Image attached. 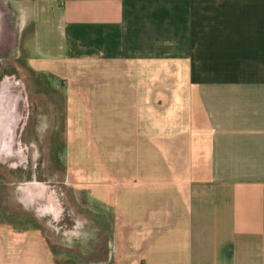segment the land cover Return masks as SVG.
Masks as SVG:
<instances>
[{
  "label": "crops",
  "instance_id": "1",
  "mask_svg": "<svg viewBox=\"0 0 264 264\" xmlns=\"http://www.w3.org/2000/svg\"><path fill=\"white\" fill-rule=\"evenodd\" d=\"M40 2L32 63L95 162L79 224L0 209V264H264V0Z\"/></svg>",
  "mask_w": 264,
  "mask_h": 264
},
{
  "label": "rangeland",
  "instance_id": "2",
  "mask_svg": "<svg viewBox=\"0 0 264 264\" xmlns=\"http://www.w3.org/2000/svg\"><path fill=\"white\" fill-rule=\"evenodd\" d=\"M42 4L40 0H0V86L6 80L7 95L16 99L13 105H0V112L8 113L0 117V135L14 136L13 148L0 140V209L12 212L18 218L16 225L40 222L48 228L60 225L68 215L66 219L77 224L83 220L87 203L83 188L73 192L71 182L80 184L78 170L83 163L94 164L96 140L65 135L63 92H56L52 76L37 71L32 63L31 33L40 22L37 10ZM71 242L79 243L80 238L71 236ZM78 255L73 252L72 264L79 263Z\"/></svg>",
  "mask_w": 264,
  "mask_h": 264
},
{
  "label": "bare ground",
  "instance_id": "3",
  "mask_svg": "<svg viewBox=\"0 0 264 264\" xmlns=\"http://www.w3.org/2000/svg\"><path fill=\"white\" fill-rule=\"evenodd\" d=\"M19 3V2H18ZM20 9V8H19ZM21 11V10H20ZM25 15V14H24ZM28 19V18H27ZM27 19H26V21H27ZM6 83H8L6 80H5V83H2L1 84V86H0V105H13L12 103H15V98H13V97H11V96H8L7 95V91H8V89L10 88V86H9V84H6ZM12 87V86H11ZM14 99V100H13ZM13 100V101H12ZM11 110V109H10ZM3 114H8L7 112H6V110L5 109H3L1 112H0V117H2L3 116ZM15 118H16V116H15ZM15 120H17V119H15ZM40 127V126H39ZM4 127H2V129H3ZM7 128V127H6ZM5 128V129H6ZM10 128V126H8V129ZM9 135H10V133H6V132H4L3 134H1L0 135V140L2 141L3 140V144H4V146L6 147H8L9 145H10V143H12L13 142V138L11 137V139L9 140ZM32 146H34V145H32ZM37 151V150H36ZM37 155V154H36ZM33 157V156H32ZM18 159H19V157H18ZM16 161V160H15ZM13 163V162H12ZM28 182V181H27ZM22 186V185H21ZM24 193V192H23ZM54 194V193H53ZM24 195H25V193H24ZM20 197V196H19ZM56 197V196H55ZM39 199V198H38ZM46 200V199H45ZM44 200V201H45ZM56 200V199H55ZM25 201V200H24ZM44 204V203H43ZM45 205V204H44ZM47 206H49V205H47ZM45 207V206H44ZM49 208V207H48ZM54 208H55V206H54ZM44 209V208H43ZM51 212V211H50ZM54 212H56V210L54 211Z\"/></svg>",
  "mask_w": 264,
  "mask_h": 264
},
{
  "label": "flooded vegetation",
  "instance_id": "4",
  "mask_svg": "<svg viewBox=\"0 0 264 264\" xmlns=\"http://www.w3.org/2000/svg\"><path fill=\"white\" fill-rule=\"evenodd\" d=\"M12 138H14V136H12L11 134L9 135V140ZM14 146V142L10 143V145L8 146V148H13Z\"/></svg>",
  "mask_w": 264,
  "mask_h": 264
}]
</instances>
